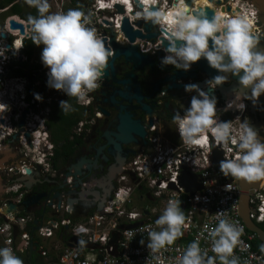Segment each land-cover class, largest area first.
Returning <instances> with one entry per match:
<instances>
[{
  "label": "clouds",
  "instance_id": "clouds-1",
  "mask_svg": "<svg viewBox=\"0 0 264 264\" xmlns=\"http://www.w3.org/2000/svg\"><path fill=\"white\" fill-rule=\"evenodd\" d=\"M23 2L36 10L35 16L26 17V24L29 26L32 44L41 47L39 59L41 65L47 69L46 87L62 92L67 97H75L78 101L87 102L86 94L102 86L109 59L113 56V50L105 46L103 38L94 26L92 12L82 11L79 7L52 12L49 10V0H23ZM96 3L100 7L113 6L111 3L105 4L103 0H96ZM212 4H215V0H211V4L209 0H124V6L129 13L126 17L130 25L135 24L136 21L150 23L163 38L159 47L164 52L159 62L161 66L171 65L174 69L187 72L194 63L203 58L208 66L217 72V75L205 81L209 92L203 91L196 84L184 85L186 93H195V95L191 96L189 106L182 114L176 112L172 116V123L176 125L179 140L185 144L203 145L208 142L210 135L215 148L219 146L223 153H233L231 157L224 155V159L219 162V172L222 176L248 183H261L264 181V141L244 119H240L238 131L233 134L232 121H222L218 118L217 98L209 93L223 85L230 74L237 78L241 87L250 89V95H246L244 99L250 100L257 109L260 108L258 98L264 94V51H258L257 48L261 39H264V31L260 35L255 34L254 10L250 11L249 15H244L236 12L233 5L234 10L231 14L215 9L209 17L205 9L211 8ZM3 12L6 10L0 13ZM120 36L123 37L124 34L121 33ZM22 41L23 39L21 46L13 51L22 47ZM165 41L167 45L163 46ZM147 51L148 49H144L142 53ZM0 57L7 59L6 54H0ZM13 58L18 60L17 55ZM16 78L20 77H8L6 80L13 83V88L9 89V86L2 88L4 83L0 84V95L3 94L2 89L7 93L12 89L18 94L21 92L16 87L18 86L16 80H13ZM33 96L38 102L43 100L38 93H34ZM226 100L228 108L225 111H234L233 104L239 111H244L245 104L242 101L236 103L241 100L239 95L235 96L232 103V99ZM58 107L60 112L73 111L67 100H61ZM14 108L9 95L8 98L5 94L1 95L2 123L0 124L2 126H7V115L12 113L10 109ZM15 143L16 139L12 145ZM2 149L4 147H1L0 151ZM44 150L47 153L45 146ZM11 151L13 152V148ZM10 158L0 164L1 177L4 167L18 161L16 157L14 160ZM34 163L33 165L39 168V172L44 170L46 174L48 173L47 167L45 169L44 165ZM225 190H228V185H225ZM19 194L20 198L24 195V193ZM11 195L16 197V193ZM3 201L0 203V221L5 216L15 220L16 217L11 214L12 212L2 211L5 204ZM180 205L179 198L168 199L161 214L154 221V225L159 230L150 227L144 229L148 237L146 248L153 254L152 259L155 264H165V259L160 255L161 250L173 245L174 241L183 235L182 228L188 226ZM261 206L264 207V200L261 201ZM214 218L216 220L214 226L205 225L207 233L205 239L210 241V251L213 255H208L207 251L200 247V235H198L186 246L182 254L174 258L173 264H239V258L233 254V249L241 244L239 238L242 235V228L219 211L214 214ZM258 220L264 221V215L259 216ZM80 231L84 229L81 228ZM127 235L130 242L134 234L128 231ZM39 239L35 237L22 251L29 256L28 263L34 264L33 254L37 255L41 264L44 262L39 254V246L48 248L51 261H56L58 249L62 246L43 245ZM255 239H257L256 235ZM33 242L34 253L30 251ZM78 243L83 246L84 241ZM260 251L264 253V245L261 246ZM0 264H23V261L13 253L12 248L5 246L0 247Z\"/></svg>",
  "mask_w": 264,
  "mask_h": 264
},
{
  "label": "built area",
  "instance_id": "built-area-1",
  "mask_svg": "<svg viewBox=\"0 0 264 264\" xmlns=\"http://www.w3.org/2000/svg\"><path fill=\"white\" fill-rule=\"evenodd\" d=\"M107 1L103 0L105 4H107ZM119 1L122 2V0L116 2L119 3ZM94 2L96 7L91 9L90 12L93 14L94 26L98 34L107 40L111 30L114 31L115 36H117V32L121 34V29L119 31L116 29L122 25V19L119 24L116 23V20L112 21L115 17L112 9L110 7L101 8L96 0ZM233 5H235V9L247 7V9H244V14L248 15L251 10H254L256 23L258 11L247 0H220V4H212L213 10L219 9L227 14H231V11H226L225 8L230 7L232 10ZM6 9L7 7L0 9V12ZM81 10L83 11L84 8L82 7ZM104 10H106V13H101ZM113 10L116 12L115 5H113ZM119 15L123 18L122 14ZM124 15L127 16L129 13ZM10 19L24 26V34H20L18 29H10L8 22ZM131 26L134 30L142 29L141 27L138 28L136 24ZM257 29L258 27H256L255 33L258 31ZM1 32L5 34V37H0V54L7 55L6 60L0 57V84L2 85L6 83L4 81L7 80L8 72L11 69L21 68L20 63L27 61L26 57L21 54L22 47L19 50H13L20 47L21 40L28 39L31 34L26 21L15 15L4 18ZM160 37L158 33L153 43L150 40L136 38L134 43L142 51L148 49L147 52L155 54L158 50H161L159 48L161 46ZM17 41L20 43L17 44ZM126 41L128 42L127 39ZM8 44L10 46L6 47ZM12 52H15L17 56L20 55L21 59L18 61L13 58ZM33 63H35V67H32ZM30 64L29 69H23L24 74L20 78L13 79L22 81L21 85L16 86L19 90H21L23 84L26 85L29 82L26 86L28 92L26 95L23 96L21 92L18 94L15 89H12L9 93L5 89L1 91L7 95V98L9 95L10 102L15 108L20 107V111L12 112L13 120L16 122L23 119V128L33 135L32 139L27 141L24 135L21 134L19 142L31 154L35 152L28 149L27 144L33 147L36 146L37 150L41 148L43 155L41 153V156L34 157L33 162L18 160L11 163L2 169L3 176H7L14 170L24 174L25 169H31L32 165L35 164L34 162L44 165L45 169L47 166L45 160L47 153L42 148L44 149V146L51 147V144L45 136V131H43L45 130L44 126L43 129H34V121L38 117L31 110L35 100L32 93L36 87L34 83L37 80L40 82L44 80V83L41 84L43 89V86L46 85L47 69H41L42 66L36 68L37 63L32 60ZM9 82L10 80L7 81V83ZM45 92V96L42 95L45 102L70 98L62 92L49 88ZM227 103H225V106ZM37 107L38 104L36 103L35 110ZM22 112L25 113L23 117H21ZM12 113H9V115H12ZM217 116L222 121H232L233 134L238 131V124L241 119L240 111H222L221 107H217ZM7 119L6 127L0 124V143L7 137L17 134L15 128L9 123V117ZM17 140L18 136L16 142ZM149 140L151 143L147 148L133 155L126 166L122 168V171L115 176L112 193L109 198H105L101 210L92 209L86 214H78V216L70 214L63 216L55 210L56 214L49 224L44 226L37 223L35 229L33 228L35 221L33 216L21 215L15 220L5 216L0 221L1 247L12 248L13 253L16 255V252L25 250L35 237L41 238V235L50 234L51 231H59L62 233L61 235H64L63 238L68 245L63 244L58 249V254L55 257L56 261H51L52 258L48 248L39 246V254L44 259L42 264H155L152 259L153 254L146 248L148 237L144 229L150 227L158 231L159 229L154 225V221L161 214L167 200L179 198L188 226L182 228L183 235L177 238L173 245L161 250L160 255L165 259V264H173L174 258L182 254L186 246L198 235H200V247L206 250L208 255H213L210 251V241L205 239L207 235L205 225L214 226L216 224L214 214L218 211L222 215L226 214L231 221L243 230L239 238L241 244L233 249V254L239 258V264H264V254L257 251L252 245L255 234L246 229L238 213L240 188L237 185V180L222 176L219 172V165L214 163L212 159L214 149L222 152L220 159H224V155L231 157L233 153H223L219 146L215 148L210 135L208 142L203 145L182 143L176 132V126L173 136L163 137V135H158L155 132V135ZM1 147L3 145H0ZM184 173L185 175L188 173L196 176L193 180L200 184V188L190 193L180 182V177ZM18 175L17 173L14 174V176ZM10 179L6 178L9 181ZM9 183L4 190V193L8 196L7 199L20 200L19 189L22 185L12 181ZM225 185H228V190H225ZM15 193L16 197H12L11 194ZM248 197L249 218L255 223L264 222L258 220L259 216L264 215V207L261 206V201L264 200V181L257 188L250 189ZM133 224L134 226H131ZM18 226L21 227V230L14 231V228L16 229ZM81 228L84 231H80ZM128 231L134 234L130 242L127 235ZM114 233H117V241L115 244H110L109 242ZM78 241H84L83 246ZM140 241H143V243H140Z\"/></svg>",
  "mask_w": 264,
  "mask_h": 264
},
{
  "label": "flooded vegetation",
  "instance_id": "flooded-vegetation-1",
  "mask_svg": "<svg viewBox=\"0 0 264 264\" xmlns=\"http://www.w3.org/2000/svg\"><path fill=\"white\" fill-rule=\"evenodd\" d=\"M262 25L258 27L256 35L261 34ZM115 40L118 42L116 36ZM134 42L133 44L137 45ZM137 51L143 52L138 45ZM142 54L149 56L151 64L137 65L134 62L124 61L122 58H115L110 65L113 70L112 73H110L111 69L107 68L108 75L104 78L102 86L86 94L85 100L87 102L78 101L75 97L52 100L45 102V108L42 110L34 111L38 117L34 121V129H43L44 126L45 136L51 143V147H46L47 157L45 160L48 173L45 178L47 187L43 186V189L60 193V202L57 204L54 201L53 208L59 207L60 211L71 213L72 216H77L76 214H81V211L87 210L91 205L90 201L79 198L77 194L93 191L95 186L103 183L104 177L109 175L107 172L114 165L115 160H123L121 168H124L133 155L147 148L151 143L149 139L155 135V132L158 135H163V137L173 136L176 126L172 123L173 114L176 112L182 114L184 109L189 106L191 96L195 95V93L184 91L185 84L194 83L207 92L205 84L199 85L203 76L198 71L194 78L184 77L185 72L174 69L171 65L162 68L159 62L163 55L149 52ZM22 66L25 67V65ZM32 67H35V63ZM172 72L177 74L174 82L170 80ZM117 81L125 82L119 84ZM226 82H230L229 77ZM173 85H180V87H172ZM118 90L124 95H119L116 92ZM209 95L217 98V107H221L222 111L227 109L225 106L227 98L221 99L218 93L214 91H211ZM261 98L258 102L260 108L254 107V113L247 106L243 112H240L241 120H247L251 127L258 123L255 130L261 140L264 141V99ZM61 100H67L73 111L60 112L58 104ZM233 101L232 99L231 103ZM241 101L246 103L244 100L236 103ZM233 109L239 111L234 104ZM10 111L13 113L20 111V107L10 109ZM123 115H126L128 119L126 132L136 130L141 137L134 136L128 144H119V149L112 148L110 143L116 140L115 134L118 132V126L123 127L126 123ZM20 120L16 122L10 120L18 136L13 147V154L20 161L33 162V158L39 157L38 155L41 153L43 155V152H41V148L37 150L36 146L27 144V148L35 152L31 154L19 142L21 134L27 141L31 140L33 136L31 132L25 131L24 124L20 125ZM3 144L0 143L1 146ZM42 150L45 151L43 148ZM67 171L69 174L63 175V177L62 174ZM114 178L110 183V194L114 188ZM63 181L72 183L73 187L78 185L79 187L72 189L73 193L69 192L64 186L61 187ZM25 189L22 185L19 193H25ZM85 197L88 198L86 195ZM41 200L43 202V199ZM0 237L2 238V235ZM18 254L22 257L23 264H26L23 258L26 255L17 252L16 256Z\"/></svg>",
  "mask_w": 264,
  "mask_h": 264
},
{
  "label": "water",
  "instance_id": "water-1",
  "mask_svg": "<svg viewBox=\"0 0 264 264\" xmlns=\"http://www.w3.org/2000/svg\"><path fill=\"white\" fill-rule=\"evenodd\" d=\"M250 3H252L256 9L258 10V16H257V26H261L262 24V31H264V0H247ZM209 2H211V0H209ZM215 4H220V0H215ZM122 5H115V8H117L118 11H122ZM238 11V8L236 9ZM206 13L208 14L209 17H211V15L213 14L212 11L213 9H205ZM226 11H229V8L226 7ZM123 15L122 18V25H121V30L124 34V36L127 38L129 44L128 45H121L119 44L116 40H115V33L113 30H111V33L109 34V39L107 40L105 37L103 38L105 46L106 47H110L113 50V56L109 59V63L107 68L111 69L112 73V68L110 67V65H112V62L114 61L115 58H122L124 61L127 62H134L137 65L143 64V63H149L151 64V60L149 58V56L147 54H142L139 53L137 51V45L133 44L135 38H139L142 40H150L152 43L154 41V39L157 37L158 32L157 29L155 27H153L150 23L149 24H145L143 21H136V25L137 27H141L142 29H137L134 30L132 28V26L130 25V23L128 22L127 17ZM9 27L10 29H18L20 34H24V26L13 20L10 19L9 21ZM28 27V25H27ZM155 28V29H152ZM0 37L4 38L5 34L3 32L0 33ZM160 41H162V37H160ZM144 44V43H142ZM167 42H164L163 46H166ZM9 45H7L6 47H8ZM258 51H264V39H261L260 44L257 48ZM157 55H163V51L162 50H158ZM15 53H12V57H15ZM21 59V56H18V60ZM199 62V63H198ZM163 68V66H162ZM199 72L200 74H202L203 76V80L202 82L199 83L200 86L204 85L207 87L205 81L208 79H211L213 76L217 75L216 70L210 68L206 62V60H204L203 58H201L199 61H197L196 63H194L190 70L185 72L184 77H191L194 78L196 76V72ZM182 74V73H181ZM108 75L107 69L105 71V77L106 78ZM230 75V74H229ZM170 80H172L173 82L175 81V78L177 77L176 72H172V74L170 75ZM229 81L230 82H226L223 85L217 87L216 89L212 90L216 93H218V95L220 96L221 99H235L236 95H239L241 97V100H244L246 103L245 106L248 107V109L254 113V106L252 104V102L250 100H245L244 97L246 95H250V89H246L241 87L238 82H237V78L232 77L231 75L229 76ZM119 84L124 83L125 81H117ZM194 84V83H192ZM172 87H180V85H173ZM119 91V90H118ZM119 95H124V93L122 92H118ZM137 90L135 89V92ZM210 90L207 87V92H209ZM262 97V98H261ZM261 99H264V94H262L259 98H258V102ZM237 102V101H236ZM235 106V104H234ZM24 112H22V117L24 116ZM123 117L126 120L125 125L122 127L121 125L118 126V132L115 134V141L110 143V147L112 148H118L119 144H128L130 139L133 140L134 136H140V134L138 133V131L134 130L133 132H126V128H127V123H128V119L126 118V115H123ZM0 122L2 123V120H0ZM24 121L23 119L20 120V125H23ZM130 124V123H129ZM258 123H256L254 126L257 127ZM27 134V133H26ZM17 135L14 134L12 137H7L4 141L6 142V146H4V149H2L0 151V164L1 163H5L7 158L13 159L15 158L14 155H12V151L11 149L13 148L12 145L14 144V140L16 139ZM133 137V138H132ZM141 137V136H140ZM10 145V146H8ZM119 149V148H118ZM221 151L214 149L212 152V159L213 162L219 165V162L223 159H220V155H221ZM123 164V160H115L114 165L109 168L106 177H104L103 183L98 184V186L94 187L93 191H87L85 194L83 193H78L77 196H79V198L81 197V199H86L87 201H90L91 205L90 207H88L87 210L85 211H81L82 214H86V212H89L92 209H97V210H101L103 207V203L105 201V198H109L110 197V190H111V181L112 179L115 177V175H117L118 173H120L122 171L121 165ZM2 166V165H1ZM71 168V166L69 167V169ZM39 168L35 165H32L31 169L26 168L24 171V174L19 173L18 170H14V172H10L7 176H0V201L5 200L8 198V196L4 193V188L10 184V181L13 182H19L21 184L24 185L25 189V193L24 195L20 198L19 201H17L15 198H9L7 199L8 201H3L5 204L3 205L2 211H4V213H8V212H12L11 214L17 218L18 215L21 214H25V215H30L33 214L30 211H27L29 206L33 203L38 202V200L43 199V204L42 207H46V206H51L53 204L54 201L57 202V204L60 202V193H58L57 191L53 193L52 190H44L43 186L47 187V182L46 180H42L41 175L43 174L44 170H41V172H39L38 170ZM68 169V170H69ZM77 172H78V168H77ZM17 173L19 174L18 177L14 176V174ZM69 172L67 171L66 173L62 174V176H66L68 175ZM63 176V177H64ZM6 178H11L10 181L6 180ZM196 176L193 175H189L188 173L183 174V176L180 177V182L183 186L186 187V189L192 193L194 192L196 189L200 188V184L196 182V180L194 181L193 179H195ZM5 181H4V180ZM107 182V183H106ZM260 182H255V183H248L245 182L243 180L237 181V185L240 188V194H239V201H238V213L239 216L242 220V222L244 223L246 229L250 232H253L256 235L257 240L260 242V245H264V230L256 223H254L250 218H249V197H248V191L250 189L253 188H257V186L259 185ZM65 187L67 188V191H71L72 189H77L79 187L78 186H72V183H66L65 181H63V184L61 187ZM108 186V187H107ZM72 192V191H71ZM73 193V192H72ZM88 196V198L85 197ZM45 201V202H44ZM57 211H60L59 207H56ZM42 211V210H41ZM44 212V211H43ZM34 224L37 225V223L39 224L40 219H42V217L39 215L38 217L34 216ZM131 226H134L131 225ZM37 228L34 226V229ZM117 241V233L112 234L111 240H110V244H115V242ZM34 246L35 243L33 242L31 247H30V251H34Z\"/></svg>",
  "mask_w": 264,
  "mask_h": 264
},
{
  "label": "rangeland",
  "instance_id": "rangeland-1",
  "mask_svg": "<svg viewBox=\"0 0 264 264\" xmlns=\"http://www.w3.org/2000/svg\"><path fill=\"white\" fill-rule=\"evenodd\" d=\"M75 1V2H74ZM95 0H49V3H50V11H52V12H55V11H65L66 9H69V8H77V7H79L80 9H82V7L84 8V10L83 11H86V12H88V11H90L91 9H93V8H95L96 7V4H95V2H94ZM21 3H23V0H22V2ZM24 8H26L25 7V5H24ZM101 13H106V10H104V11H101ZM8 14V11H6V12H3V13H0V31H1V28H2V25H3V22H4V17L6 16ZM40 51H41V47H38L37 48V51H35L34 52V54H33V57H32V61H35L36 63H37V65H40V66H42L41 65V62H40V59H39V57H40ZM44 67L42 66V68L41 69H43ZM45 69V68H44ZM24 82V81H23ZM42 82L44 83V80L43 81H39V80H37L36 81V83H34V84H36V87H35V89L32 91V93L34 94V93H38L39 95H43V96H45V91H46V89H47V87H46V85H44L43 86V89H41L42 87H41V84H42ZM16 83L18 84V85H21V83H22V81H16ZM5 84H7V86H9V88H13L14 87V85H13V83H7V81H6V83H4L3 85H2V88L5 86ZM27 84H29V82H27L26 83V85L25 84H23L22 86H21V94L24 96V95H26L28 92H27V89H26V86H27ZM33 84V85H34ZM31 85V84H30ZM35 91V92H34ZM1 95H3V94H1ZM1 95H0V97H1ZM42 96V97H43ZM51 96V95H50ZM44 98V97H43ZM86 98V97H85ZM44 99L42 100V101H37V100H34V104H33V108L31 109L32 111H36V110H42L43 108H45L44 106ZM38 104V107H37V109L35 110V104ZM31 106V105H30ZM21 107H22V105H21ZM2 113H0V115H1ZM7 117H9V120H12V122L14 121L13 120V115H7ZM48 217V214H46L45 215V218H47ZM259 225H262V227L264 226V223H260ZM40 240V242L42 243L43 241L41 240V238L39 239ZM49 245H53L54 244V242H50V243H48ZM48 246V245H47ZM51 253H53V251L51 252ZM18 257L20 258V259H22V257L20 256V254H18ZM32 260H33V263L34 264H41V262L38 260V257H37V255L36 254H33V256H32Z\"/></svg>",
  "mask_w": 264,
  "mask_h": 264
},
{
  "label": "trees",
  "instance_id": "trees-1",
  "mask_svg": "<svg viewBox=\"0 0 264 264\" xmlns=\"http://www.w3.org/2000/svg\"><path fill=\"white\" fill-rule=\"evenodd\" d=\"M21 2H22V0L21 1H18V0H0V9L7 7L6 11H8V14L6 16L15 15V16H18L20 19H23L25 21H26V17L28 15H33V16L36 15L35 8H30L26 4H24V2L23 3H21ZM24 5L26 8H24ZM22 43H23V45H22L23 48H22L21 54L26 57L27 61L25 63H23V62L20 63L21 68L11 69L8 72V77H20L24 74L23 69H29L28 67L31 66V64H30L31 59L33 57L34 52L37 51L38 47L32 44L30 37L28 39H23ZM22 65H25V67H23ZM39 67H40V65L36 66V68H39ZM28 76L30 77V75H28ZM74 122H77V121L74 120ZM259 226L262 228V225H259ZM255 243L252 242L253 247L255 249H257L259 252H261L260 249L256 248L257 245H255Z\"/></svg>",
  "mask_w": 264,
  "mask_h": 264
},
{
  "label": "crops",
  "instance_id": "crops-1",
  "mask_svg": "<svg viewBox=\"0 0 264 264\" xmlns=\"http://www.w3.org/2000/svg\"><path fill=\"white\" fill-rule=\"evenodd\" d=\"M42 177V180H45V178L47 177V174L44 172V174L41 175ZM1 195V194H0ZM2 202V200L0 201V203ZM45 202V201H44ZM42 200H38V202L36 203H33L29 206L28 210L27 211H30L32 212L33 214L30 213V216H36L38 217L39 215L42 217V219H40V225H47L50 223V220L52 218H54L56 212H55V207L53 208L52 205L51 206H46V207H42ZM40 205V206H39ZM42 210V211H41ZM44 211V212H43ZM57 211V210H56ZM63 216H67L69 213H63L62 211L60 212ZM48 214V217L45 218V215ZM78 216V214H76ZM264 223V222H263ZM34 226H36L34 224ZM34 228V227H33ZM17 229H20L21 230V227H17L16 229L14 228V231L17 230ZM262 229L264 230V226L262 227ZM62 233L59 232V231H51L50 234H44V235H41V240L43 241L41 244L43 245H48V243H52L54 242V244H57L58 246H63L62 244H65V246L68 245L67 241H65V239L63 238L64 235H61ZM67 239V238H66ZM257 240V239H256ZM253 241L255 243L256 248L260 249L261 248V245H260V242L257 240V241ZM1 242H2V238L0 237V245H1ZM40 242V241H39ZM257 250V249H256ZM258 251V250H257ZM34 253V252H33ZM26 264H29L28 263V258L29 256H24L23 257Z\"/></svg>",
  "mask_w": 264,
  "mask_h": 264
},
{
  "label": "bare ground",
  "instance_id": "bare-ground-1",
  "mask_svg": "<svg viewBox=\"0 0 264 264\" xmlns=\"http://www.w3.org/2000/svg\"><path fill=\"white\" fill-rule=\"evenodd\" d=\"M107 1V0H106ZM117 0H108L107 1V4L108 3H111L112 5H121L122 4V11H118L117 10V8H116V12L113 10V6L112 7H110L111 9H112V11H113V13H115L114 14V16L115 17H113V19H112V21L113 20H116V22L119 24L120 23V21H121V15H119V14H128V12L126 11V8H125V6H124V0H122V2L121 1H119V3H117L116 2ZM249 2V1H248ZM210 4H211V2H209ZM250 3V2H249ZM252 4V3H251ZM253 5V4H252ZM101 8H103V7H101ZM229 8V11H231V13L233 12V10L234 9H232L231 10V8L230 7H228ZM210 9H214V7L213 6H211V8ZM244 9H247V7H245V8H241V9H239L238 8V13H243L244 14ZM225 10H226V8H225ZM235 11L237 12V10L235 9ZM252 11V10H251ZM244 15H248V14H244ZM258 16V15H257ZM16 19V18H15ZM17 20V19H16ZM256 26H257V20H256V23L254 24V27L256 28ZM257 27H259V26H257ZM121 29V26L120 27H118L116 30L117 31H119ZM122 31V30H121ZM118 34H117V36H116V39L119 41V43L121 44V45H128V43L129 42H127L123 37H121L120 36V33L119 32H117ZM123 33V32H122ZM199 63V62H198ZM5 122V121H4ZM4 143V144H3ZM2 144H3V147L4 146H6V142L5 141H3L2 142ZM21 215H18L17 216V218H19ZM17 218H15V219H17Z\"/></svg>",
  "mask_w": 264,
  "mask_h": 264
}]
</instances>
